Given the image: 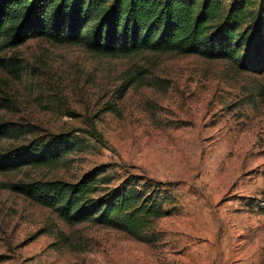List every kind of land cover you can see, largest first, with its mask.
<instances>
[{
  "label": "rangeland",
  "instance_id": "rangeland-1",
  "mask_svg": "<svg viewBox=\"0 0 264 264\" xmlns=\"http://www.w3.org/2000/svg\"><path fill=\"white\" fill-rule=\"evenodd\" d=\"M0 133V154L78 142L57 165L0 170V264H264V73L32 39L0 51ZM94 174L97 195L161 190L156 242L67 224L11 188Z\"/></svg>",
  "mask_w": 264,
  "mask_h": 264
},
{
  "label": "trees",
  "instance_id": "trees-1",
  "mask_svg": "<svg viewBox=\"0 0 264 264\" xmlns=\"http://www.w3.org/2000/svg\"><path fill=\"white\" fill-rule=\"evenodd\" d=\"M32 39L83 45L103 56L197 55L263 74L264 0H0V51ZM77 146L64 135L33 142L0 154V170L57 165ZM104 184L94 174L76 184L38 181L11 188L67 224L91 222L156 242L155 225L165 213L161 190L141 191L126 182L97 195Z\"/></svg>",
  "mask_w": 264,
  "mask_h": 264
}]
</instances>
